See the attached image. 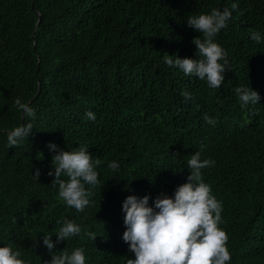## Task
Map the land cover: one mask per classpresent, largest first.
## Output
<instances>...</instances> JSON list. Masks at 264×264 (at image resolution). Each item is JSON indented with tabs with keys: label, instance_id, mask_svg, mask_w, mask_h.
Here are the masks:
<instances>
[{
	"label": "trees",
	"instance_id": "obj_1",
	"mask_svg": "<svg viewBox=\"0 0 264 264\" xmlns=\"http://www.w3.org/2000/svg\"><path fill=\"white\" fill-rule=\"evenodd\" d=\"M233 3L215 37L228 54L220 87L165 62L168 54L195 58L193 38L203 36L189 15ZM253 30L264 31V0H0V244L44 264L51 254L43 235L68 218L81 232L54 251L82 247L86 264H126L134 253L122 239L123 201L172 195L204 145L201 158L215 164L202 179L222 204L228 264H264V43L250 38ZM248 84L261 100L245 107L234 89ZM36 94L32 133L9 147L7 130L25 122L15 99ZM49 142L86 146L101 160L83 212L52 185ZM111 160L118 169L107 167Z\"/></svg>",
	"mask_w": 264,
	"mask_h": 264
},
{
	"label": "clouds",
	"instance_id": "obj_2",
	"mask_svg": "<svg viewBox=\"0 0 264 264\" xmlns=\"http://www.w3.org/2000/svg\"><path fill=\"white\" fill-rule=\"evenodd\" d=\"M228 7L212 8L208 12L189 15L187 24L203 36L193 38L196 46L195 58L178 55H165L169 66L178 67L186 76H196L206 81L210 88H218L225 80L228 70L227 51L215 41L216 35L226 27L232 16ZM250 38L256 43H264V31L253 30ZM234 91L242 106L260 103V93L249 84L237 86ZM190 98L191 93L183 92ZM15 105L22 110L25 122L7 130L9 147L18 145L25 137H29L34 128L33 120L37 113L29 102L21 98L15 99ZM85 116L95 120L96 114L88 110ZM204 119L214 125L215 119L207 114ZM53 167L48 175L54 176L53 186L58 185V195L66 205L77 212H83L90 206L91 191L86 185L95 187L100 183L97 166L101 160L94 159L86 146L66 150L55 142H49ZM200 150L191 154L187 160L190 171L187 182L178 185L172 195L166 192L158 194L150 203L151 195H128L122 203L125 231L122 239L129 244V251L134 258H128L126 264H228L231 253L227 246L228 236L219 227L222 220V204L211 193V187L202 179V169L215 164L211 158L202 159ZM119 162L111 160L107 167L119 168ZM40 169L33 175L39 179ZM62 177H67L63 179ZM57 223H61L58 221ZM81 232V225L72 219L64 218L61 226L54 234H44L43 244L51 254V259L44 264H86V253L82 247L69 251L66 247L54 251L56 245ZM91 235V234H89ZM96 237H94L95 239ZM0 264H31L25 260L19 248L12 244H0Z\"/></svg>",
	"mask_w": 264,
	"mask_h": 264
},
{
	"label": "water",
	"instance_id": "obj_3",
	"mask_svg": "<svg viewBox=\"0 0 264 264\" xmlns=\"http://www.w3.org/2000/svg\"><path fill=\"white\" fill-rule=\"evenodd\" d=\"M38 14H40L39 12H37ZM40 25V20L38 21V23H37V27ZM40 92V91H39ZM39 94V93H38ZM38 94H36L30 101H29V103L32 101V100H34L37 96H38Z\"/></svg>",
	"mask_w": 264,
	"mask_h": 264
}]
</instances>
